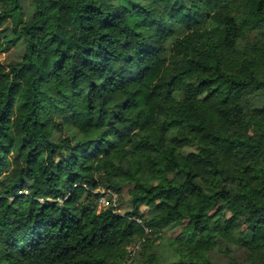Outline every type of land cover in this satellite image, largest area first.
I'll list each match as a JSON object with an SVG mask.
<instances>
[{
    "label": "trees",
    "instance_id": "1",
    "mask_svg": "<svg viewBox=\"0 0 264 264\" xmlns=\"http://www.w3.org/2000/svg\"><path fill=\"white\" fill-rule=\"evenodd\" d=\"M77 1L0 0V264H264V0Z\"/></svg>",
    "mask_w": 264,
    "mask_h": 264
},
{
    "label": "rangeland",
    "instance_id": "2",
    "mask_svg": "<svg viewBox=\"0 0 264 264\" xmlns=\"http://www.w3.org/2000/svg\"><path fill=\"white\" fill-rule=\"evenodd\" d=\"M77 2L81 3L79 0ZM176 37H181V35L177 34ZM176 37H172L173 42L183 43L189 48H192L197 43L195 38L192 35H186L182 38H176ZM21 52H22L21 48L16 47V48H13L6 53L0 54V64L1 65H7L8 63H12V62L18 60L21 56ZM185 65L187 66L190 64L189 63H180V64H173L172 66L179 69V68L185 67ZM235 120H236L235 117H228L227 118V121L230 124H233L235 122ZM127 190H128V187H125L120 194V198L122 201L127 199ZM116 196H117V200H118L119 197L117 194H116ZM243 202L244 201L241 200L239 203L241 204ZM121 204H122L121 207H119V211H120L119 213H123L126 210L125 202L123 201ZM140 210L144 214V216L148 217V218L151 217L154 213L152 211L147 210L145 207H141ZM177 232H178V229L167 230L165 233V237H167V238L173 237L175 235V233H177Z\"/></svg>",
    "mask_w": 264,
    "mask_h": 264
},
{
    "label": "built area",
    "instance_id": "3",
    "mask_svg": "<svg viewBox=\"0 0 264 264\" xmlns=\"http://www.w3.org/2000/svg\"><path fill=\"white\" fill-rule=\"evenodd\" d=\"M103 193V191H101ZM112 207L116 209V212H120L117 208V196L115 193L108 192L105 196L100 197L96 203V210L100 211L101 209Z\"/></svg>",
    "mask_w": 264,
    "mask_h": 264
}]
</instances>
